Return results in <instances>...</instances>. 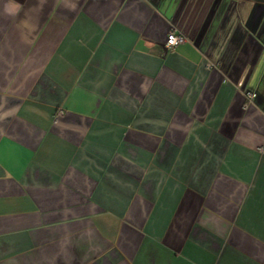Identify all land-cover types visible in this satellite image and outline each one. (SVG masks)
Returning <instances> with one entry per match:
<instances>
[{
    "label": "crops",
    "instance_id": "crops-1",
    "mask_svg": "<svg viewBox=\"0 0 264 264\" xmlns=\"http://www.w3.org/2000/svg\"><path fill=\"white\" fill-rule=\"evenodd\" d=\"M262 145L264 0H0V264H264Z\"/></svg>",
    "mask_w": 264,
    "mask_h": 264
},
{
    "label": "built area",
    "instance_id": "built-area-1",
    "mask_svg": "<svg viewBox=\"0 0 264 264\" xmlns=\"http://www.w3.org/2000/svg\"><path fill=\"white\" fill-rule=\"evenodd\" d=\"M185 38L186 37L183 34L177 33L173 31L172 29H170L166 35V39L164 41V47L166 49H171L175 47L176 45H178L179 43L183 42ZM254 96H255L254 91L248 90V89L244 91V97H246L247 100H251ZM58 112H61V110H59ZM259 150L264 151V145L260 146Z\"/></svg>",
    "mask_w": 264,
    "mask_h": 264
}]
</instances>
